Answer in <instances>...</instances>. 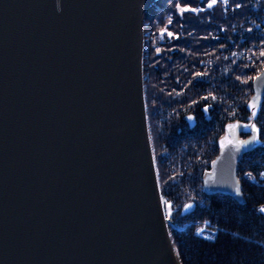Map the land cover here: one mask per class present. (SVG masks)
<instances>
[{
  "label": "water",
  "instance_id": "obj_1",
  "mask_svg": "<svg viewBox=\"0 0 264 264\" xmlns=\"http://www.w3.org/2000/svg\"><path fill=\"white\" fill-rule=\"evenodd\" d=\"M156 0H0V264H177L144 93ZM264 96V67L252 80ZM247 146L207 192L244 201Z\"/></svg>",
  "mask_w": 264,
  "mask_h": 264
},
{
  "label": "trees",
  "instance_id": "obj_2",
  "mask_svg": "<svg viewBox=\"0 0 264 264\" xmlns=\"http://www.w3.org/2000/svg\"><path fill=\"white\" fill-rule=\"evenodd\" d=\"M210 1L156 0L145 13L144 93L161 192L182 264H264V183L245 176L264 167V96L252 98L264 64V0ZM235 123L247 146L238 166L243 202L204 188Z\"/></svg>",
  "mask_w": 264,
  "mask_h": 264
},
{
  "label": "rangeland",
  "instance_id": "obj_3",
  "mask_svg": "<svg viewBox=\"0 0 264 264\" xmlns=\"http://www.w3.org/2000/svg\"><path fill=\"white\" fill-rule=\"evenodd\" d=\"M253 1H258V0H253ZM261 1V0H260ZM212 3V0L209 2V4H211ZM198 9V7H196L195 8V10H197ZM144 26H145V28H146V30L144 31V53H147L148 55H149V52L151 51V49H150V47H149V45L152 43V26H151V24L150 23H145L144 22ZM252 52H253V50H252ZM239 52H237V54H238ZM240 54V53H239ZM264 62V61H263ZM144 64V63H143ZM144 75H146L145 73H144ZM254 78V77H253ZM146 101V100H145ZM147 116H148V114H147ZM148 125H149V130H150V136H151V141H152V148H153V152H154V158H155V164H156V155H155V149H154V140H153V136H152V131H151V126H150V122H149V119H148ZM244 125H247V126H244L245 127V129H247L246 127H248V124H244ZM240 129H241V124H237V123H235L233 126H232V128H230V131L228 132V134L221 140V143H222V146L226 143V142H228V141H235V142H237V143H240V139H238L239 137H238V135H239V132H240ZM246 142V141H245ZM245 142H244V144H245ZM241 144V143H240ZM156 170H157V176H158V181H159V172H160V170L158 169V166H157V164H156ZM159 186H160V181H159ZM160 191H161V187H160ZM161 196H162V192H161ZM162 202H163V205H164V210H165V214H166V217L168 218V220H169V222H168V227H169V225H170V221H171V219H170V213L168 212L169 210H170V204H169V202H166L165 200H164V196H162ZM169 230H170V228H169ZM170 236H171V232H170ZM173 247H174V245H173ZM174 249L176 250V248L174 247ZM176 252H177V250H176ZM177 254H178V252H177ZM180 259V258H179ZM181 260V259H180ZM181 262H182V260H181Z\"/></svg>",
  "mask_w": 264,
  "mask_h": 264
},
{
  "label": "built area",
  "instance_id": "obj_4",
  "mask_svg": "<svg viewBox=\"0 0 264 264\" xmlns=\"http://www.w3.org/2000/svg\"><path fill=\"white\" fill-rule=\"evenodd\" d=\"M245 176L247 179L254 182H263L264 183V167L259 170L258 175H255L253 172L246 171ZM264 208V203L258 205V209Z\"/></svg>",
  "mask_w": 264,
  "mask_h": 264
},
{
  "label": "flooded vegetation",
  "instance_id": "obj_5",
  "mask_svg": "<svg viewBox=\"0 0 264 264\" xmlns=\"http://www.w3.org/2000/svg\"><path fill=\"white\" fill-rule=\"evenodd\" d=\"M257 2H261L260 0H258ZM257 28L264 30V15H261L258 17V25ZM244 51V50H243ZM242 51V52H243ZM264 67V64L262 65V67L254 74V76ZM253 80V79H252ZM253 85V84H252Z\"/></svg>",
  "mask_w": 264,
  "mask_h": 264
},
{
  "label": "snow or ice",
  "instance_id": "obj_6",
  "mask_svg": "<svg viewBox=\"0 0 264 264\" xmlns=\"http://www.w3.org/2000/svg\"><path fill=\"white\" fill-rule=\"evenodd\" d=\"M215 2H216V0H212V4H209V7L211 8ZM168 35L171 36L172 33H168ZM261 54L264 55V53H261ZM230 127H231V126H230ZM240 143H241V147H243V146H244V142H240ZM188 207H191V205H189ZM260 211H261V212H264V208H261ZM201 231H203V230H201ZM199 234H200V233H198V235H199Z\"/></svg>",
  "mask_w": 264,
  "mask_h": 264
},
{
  "label": "bare ground",
  "instance_id": "obj_7",
  "mask_svg": "<svg viewBox=\"0 0 264 264\" xmlns=\"http://www.w3.org/2000/svg\"><path fill=\"white\" fill-rule=\"evenodd\" d=\"M145 30H146V28H145V26H144L143 31H145ZM166 219L168 220L167 217H166ZM174 254H175V257H176L177 264H182V262H181V260L179 259V256H178L176 250H174Z\"/></svg>",
  "mask_w": 264,
  "mask_h": 264
}]
</instances>
